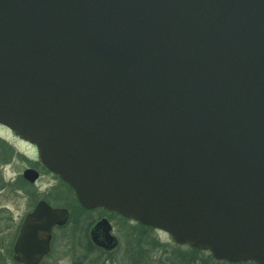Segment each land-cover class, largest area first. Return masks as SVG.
<instances>
[{"label": "water", "instance_id": "95a60500", "mask_svg": "<svg viewBox=\"0 0 264 264\" xmlns=\"http://www.w3.org/2000/svg\"><path fill=\"white\" fill-rule=\"evenodd\" d=\"M0 124L83 208L264 264V0H0Z\"/></svg>", "mask_w": 264, "mask_h": 264}, {"label": "flooded vegetation", "instance_id": "af4514ba", "mask_svg": "<svg viewBox=\"0 0 264 264\" xmlns=\"http://www.w3.org/2000/svg\"><path fill=\"white\" fill-rule=\"evenodd\" d=\"M0 127L31 150L32 158L28 160L22 173L27 169L37 173L34 182L24 180L22 174L11 182V185L14 182L17 183L18 192H25L21 184L32 189L34 193L30 198L32 204L25 205L15 215L10 214L8 208L0 207V264H95L92 259L94 250L109 254L118 246L119 240L110 223L113 217L127 225L132 224L143 231L164 235L170 239L160 230L128 220L104 208L85 209L81 207L69 185L41 164L35 146L21 139L10 129L1 125ZM6 149L9 154L4 152V156L10 158L12 150L7 146ZM46 177L50 180L43 182ZM7 185L9 182L0 176V190ZM71 196L75 202L72 208L68 206ZM39 203H44L49 210L60 213L56 218L57 222L54 223V218L45 214L47 208L40 207ZM93 214L95 215L92 216ZM111 241L115 246L109 250L105 246H109ZM181 247L196 251L187 245ZM87 254L92 255L89 258ZM163 257L161 255L160 259ZM207 260L210 261L209 264H247L215 260L211 255L207 256ZM195 262H197L195 256H180L175 261L176 264ZM108 263H112V260Z\"/></svg>", "mask_w": 264, "mask_h": 264}, {"label": "rangeland", "instance_id": "374dc122", "mask_svg": "<svg viewBox=\"0 0 264 264\" xmlns=\"http://www.w3.org/2000/svg\"><path fill=\"white\" fill-rule=\"evenodd\" d=\"M6 146L12 150L10 158L4 156V152L9 154ZM30 158H32V153L28 146L17 141L0 127V176L9 182V185L0 190V207L8 208V212L13 215L25 205L32 204L30 201L31 194H34L32 189L21 184V188L25 192H18L17 183L14 182L11 185V182L19 174H22V170L27 166ZM44 180L48 181L50 178H44L43 182H45ZM73 201L71 196L68 203L70 208L74 206L72 205ZM110 223L119 240L118 246L109 254L94 250L92 259L95 264H176L175 261L180 256H195L197 262L193 264L199 262V264H209L210 262L207 260L208 252L189 251L186 247L175 245L171 239L164 235L143 231L132 224L122 223L114 217L110 219ZM91 255L87 254V257L90 258ZM161 255L164 256L163 259H160ZM110 260L112 263H108Z\"/></svg>", "mask_w": 264, "mask_h": 264}, {"label": "trees", "instance_id": "16d2710c", "mask_svg": "<svg viewBox=\"0 0 264 264\" xmlns=\"http://www.w3.org/2000/svg\"><path fill=\"white\" fill-rule=\"evenodd\" d=\"M75 202L73 201L72 202V205H74L75 206V204H74ZM195 252H197V253H202V252H200V251H195Z\"/></svg>", "mask_w": 264, "mask_h": 264}]
</instances>
